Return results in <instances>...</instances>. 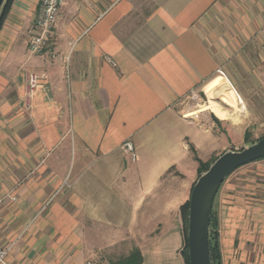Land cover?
I'll return each instance as SVG.
<instances>
[{
    "label": "crops",
    "instance_id": "crops-1",
    "mask_svg": "<svg viewBox=\"0 0 264 264\" xmlns=\"http://www.w3.org/2000/svg\"><path fill=\"white\" fill-rule=\"evenodd\" d=\"M40 2L14 0L0 31L6 264H111L100 255L135 251L140 264H187L183 206L199 168L191 148L206 162L230 135L180 107L202 90L204 110L241 118L227 63L253 40L264 46V0H66L36 56L28 47ZM30 73L46 76L32 97ZM252 164L264 171V159ZM219 224L222 264H264L263 228L241 230L227 210Z\"/></svg>",
    "mask_w": 264,
    "mask_h": 264
},
{
    "label": "rangeland",
    "instance_id": "rangeland-1",
    "mask_svg": "<svg viewBox=\"0 0 264 264\" xmlns=\"http://www.w3.org/2000/svg\"><path fill=\"white\" fill-rule=\"evenodd\" d=\"M263 48L264 46L253 40L249 42L245 52L234 55L232 60L227 63L230 73L234 75L233 77L227 75V79L241 97L242 103L239 106L245 107L239 120L233 121L230 118H223L219 114L220 118H218L210 110H204L202 107L208 103V98L202 90L189 95L184 100V104H182L184 106L182 107L181 105L180 107V109L186 108L185 114H194L193 112L196 111L206 113L220 133L230 135V147L225 152L218 156L214 155L206 162L201 160L203 163L209 164V166L222 154L229 151H241L264 138ZM217 76L220 75L217 73L215 77ZM237 97L239 96L237 95ZM221 107L231 113L235 112L233 108L223 104H221ZM194 158L199 159L197 153L194 154ZM202 174L198 168V175L194 185ZM222 210L233 212L239 216L241 230L246 229L247 221L251 223L254 229H264V171L256 164H249L233 173L222 185L214 203L213 211L218 220L219 229V218ZM185 225L187 232L186 230L184 232V250L188 237V220ZM258 240L260 244L257 252L264 257V238ZM122 258V255L107 254L99 257L100 261L109 260L113 262H117Z\"/></svg>",
    "mask_w": 264,
    "mask_h": 264
},
{
    "label": "water",
    "instance_id": "water-1",
    "mask_svg": "<svg viewBox=\"0 0 264 264\" xmlns=\"http://www.w3.org/2000/svg\"><path fill=\"white\" fill-rule=\"evenodd\" d=\"M5 0H0V9ZM264 159V138L241 151L218 157L194 185L189 200L188 254L190 264H212L209 234L217 194L238 169Z\"/></svg>",
    "mask_w": 264,
    "mask_h": 264
},
{
    "label": "built area",
    "instance_id": "built-area-1",
    "mask_svg": "<svg viewBox=\"0 0 264 264\" xmlns=\"http://www.w3.org/2000/svg\"><path fill=\"white\" fill-rule=\"evenodd\" d=\"M65 2L66 0H41L28 47L32 55L37 56L44 53ZM45 80V75L30 73L28 77V95L32 97ZM123 150L130 156L131 161H136L135 149L131 142H126L123 145ZM10 249L11 247L0 248V264H6Z\"/></svg>",
    "mask_w": 264,
    "mask_h": 264
},
{
    "label": "trees",
    "instance_id": "trees-1",
    "mask_svg": "<svg viewBox=\"0 0 264 264\" xmlns=\"http://www.w3.org/2000/svg\"><path fill=\"white\" fill-rule=\"evenodd\" d=\"M14 3V0H5L2 8L0 9V31L5 23V20L11 10V7ZM192 152L196 154L194 148H192ZM195 160L199 164V172L205 173L209 169V164L203 163L200 159L195 158ZM260 161V160H259ZM183 210L185 212V223L188 220V212H189V201L183 206ZM186 225H184V232L186 230ZM187 232V230H186ZM209 250L212 264H222V253L220 246V235H219V227L218 220L214 211L212 212V219L210 225V234H209ZM183 255L187 264L189 263V254H188V237L186 248L183 251ZM142 262L141 254L138 251L131 253L127 257H123L117 262H111V264H140Z\"/></svg>",
    "mask_w": 264,
    "mask_h": 264
},
{
    "label": "bare ground",
    "instance_id": "bare-ground-1",
    "mask_svg": "<svg viewBox=\"0 0 264 264\" xmlns=\"http://www.w3.org/2000/svg\"><path fill=\"white\" fill-rule=\"evenodd\" d=\"M238 101H239V103H240V104L242 103V100H241V98H240V97H238Z\"/></svg>",
    "mask_w": 264,
    "mask_h": 264
}]
</instances>
